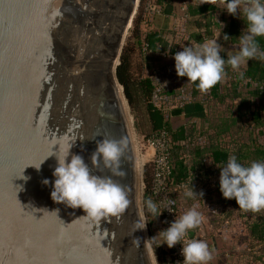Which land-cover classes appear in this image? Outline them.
Returning a JSON list of instances; mask_svg holds the SVG:
<instances>
[{
	"label": "water",
	"instance_id": "water-1",
	"mask_svg": "<svg viewBox=\"0 0 264 264\" xmlns=\"http://www.w3.org/2000/svg\"><path fill=\"white\" fill-rule=\"evenodd\" d=\"M138 6L139 0H0V264H153L146 229L133 233L142 216L140 176L116 78ZM102 138L127 140L124 175L112 177L130 201L118 217L92 225L78 219L82 210L52 201L51 185L41 181L54 179V156L39 171L26 167L21 176L29 179L16 177L57 144L71 143L70 152L88 163ZM92 171L109 175L102 166Z\"/></svg>",
	"mask_w": 264,
	"mask_h": 264
},
{
	"label": "trees",
	"instance_id": "trees-1",
	"mask_svg": "<svg viewBox=\"0 0 264 264\" xmlns=\"http://www.w3.org/2000/svg\"><path fill=\"white\" fill-rule=\"evenodd\" d=\"M177 3L180 4L181 15L176 18ZM148 4L156 8L164 18L175 17L179 28L174 32L161 29L141 32L140 25L149 19L144 11L145 5ZM133 27L132 40L122 49L116 78L123 88L126 103L134 118L136 119L137 109H140L145 118L149 129V135L146 137L161 132L167 135L171 154L168 187L177 203L179 188L190 186V183L191 187L195 188L194 183L197 181L204 189L207 176L213 172L212 168L223 166L232 155L245 166L252 161H264V60H249L239 71H233L226 65L224 78L207 92H201L194 83L188 82L186 77H177L174 66L169 68V72H163V75H170L176 81L172 86H167L164 82L165 75L162 77V72H158L155 77L163 84L166 96L173 97L172 93H180L173 97L170 106L161 108H156L151 103L157 82L152 76L144 74L143 59L146 55L162 57L167 52V57L172 58L184 46L202 44L206 40L216 39L218 35L220 37L217 43L227 52L221 53V56L227 58L228 53L238 51L239 35L242 30H246L242 15L240 19L229 15L220 0H139ZM225 34L229 36L227 39H223ZM257 42L260 50L264 51V37L257 38ZM239 72H243L242 77ZM181 116L184 122H173ZM193 119L201 121L199 127L196 128L191 123ZM206 162H211L213 166L206 167ZM143 182V205L147 199L155 202L152 195V163L145 166ZM186 201L190 206L196 205L202 217L213 215L217 220L212 224H217L218 227L224 225V222L219 220L223 212L210 210L205 197L200 199L197 196ZM230 202L231 211L225 214V219L229 220V223L242 224L244 240L239 257L247 260L246 264H263L264 210L245 212L238 208L235 200ZM144 211L151 238L154 235L153 229H163L164 218L161 214L155 219L147 212L145 206ZM214 233L200 237V240L205 241L211 248L212 240L215 239ZM156 244L155 240L151 242L158 264H171L170 249L164 245L160 250Z\"/></svg>",
	"mask_w": 264,
	"mask_h": 264
},
{
	"label": "clouds",
	"instance_id": "clouds-1",
	"mask_svg": "<svg viewBox=\"0 0 264 264\" xmlns=\"http://www.w3.org/2000/svg\"><path fill=\"white\" fill-rule=\"evenodd\" d=\"M220 2L229 15L239 19L242 15L246 25V30H242V34L239 35L238 51L228 53L227 58H223L221 53L225 52V49L217 43L220 37L218 35L216 39L206 40L202 44L186 45L172 56L177 77H186L187 81L194 83L201 92H207L224 78L226 65L233 71H239L249 60H264V51L260 50L257 42V38L264 37V0H220ZM228 37L225 34L223 39ZM165 54L167 55V52ZM239 75L242 77L243 72H239ZM57 145L59 147L56 152L50 150L42 160L25 165L21 174L28 166L39 171L44 161L54 156L56 159V166L52 170L54 179L45 178L41 181L46 187L51 185L52 201L62 203L71 209L82 210L84 215L78 219H83L92 225L107 221L111 217H118L128 208L130 201L125 187L112 179L113 176L124 175L120 161L127 149L126 139L98 140L88 163L81 155L70 152L71 143L67 146ZM101 166L108 170L109 175H98L92 171L93 168L100 169ZM216 167L220 169L219 191L224 199L235 200L238 208L245 212L264 210V161H252L245 166L235 155H232L226 164ZM20 177L29 179L21 175ZM203 195V192L198 194L194 192L191 183L189 190L185 192L187 198L198 196L201 199ZM144 206L155 219L164 210L171 212L169 207L161 210L151 199L144 201ZM43 217L44 214L41 219ZM202 220V214L195 206L191 207L173 221H166L167 228L158 231L155 236L143 242H147L150 247L152 241L158 240L156 247L166 245L169 249L180 244V255L183 259L176 264H209L213 258L209 245L203 240L189 236L201 225ZM146 225L147 222L142 215L135 223L133 233L137 230H145ZM135 241L138 245L141 244L139 237L135 238ZM152 254L153 264H157L154 250Z\"/></svg>",
	"mask_w": 264,
	"mask_h": 264
},
{
	"label": "crops",
	"instance_id": "crops-1",
	"mask_svg": "<svg viewBox=\"0 0 264 264\" xmlns=\"http://www.w3.org/2000/svg\"><path fill=\"white\" fill-rule=\"evenodd\" d=\"M164 25H165V19H157L156 20V26L160 27V29H162L164 27ZM236 51L237 50H233V53ZM165 83H167V82H165ZM175 89H177V88H175ZM179 94L180 93H177V92H175L174 94L172 93V95H174V96L179 95ZM174 121H177V124H179V123L184 122V118L181 116L177 119H174L173 122ZM191 123L194 124L197 128V127H199L201 121L199 119H193L191 121ZM152 155H153V153L149 152L144 156L145 163H149L151 161ZM211 166H213L211 162H206V167H211ZM212 171H213L212 174L210 176H207L208 177L207 178V184L204 187V189L201 188L199 186V182L196 181L194 183L195 188H193V190L197 194L200 192H203L204 195L202 197H205L207 202H209L207 204V206L210 210H213L214 212H223V216L219 217V220L223 221L224 225L219 226V227H218V225H216L213 227L212 223H213V221H216L217 219L213 215L209 216L208 218L203 217L201 225L197 229H194L193 233L199 234L200 237H203V236H206L207 234L215 232L214 233L215 239L212 240V244H211L212 250L218 249V251H219L218 255L224 264H234L235 257L238 255L240 256L242 254V249H243V243L242 242H243V240H242V238H240V239L238 238L239 234L242 232V227H241L240 232H239L238 227L236 228L233 223H229V222H227L229 220L225 219V217H226L225 214H228L231 211V205H230L231 202H230V200L224 199L222 197V194L219 191L218 179H219L220 169L218 167H213ZM189 187L190 186L186 185L185 187L183 186V187L179 188V191L177 192V195H176L177 199H178V205L180 208L181 215L191 207L195 206L197 209L196 205L190 206L188 201H186V200L193 199V198H187L185 196V192L189 190ZM159 225H160V223H159ZM213 254H215V253H213ZM242 260L247 262V260H245V259H242Z\"/></svg>",
	"mask_w": 264,
	"mask_h": 264
},
{
	"label": "rangeland",
	"instance_id": "rangeland-1",
	"mask_svg": "<svg viewBox=\"0 0 264 264\" xmlns=\"http://www.w3.org/2000/svg\"><path fill=\"white\" fill-rule=\"evenodd\" d=\"M175 7H176V9H175V15L176 16L175 17L177 18L181 15L180 4L177 3L175 5ZM144 11L146 13V16H148L147 18H149V19H146L147 22L145 21L140 25L139 30H141V32H145V31H148L150 29H160V27L156 26V20L157 19H165V25L161 30L174 32V30H176L180 26V25L178 26L179 23L177 22L175 17L164 18L156 8L150 7L149 4L145 5ZM136 16H137V12L133 18V22L131 24V27L128 30L127 35L125 37L124 45L129 40H132L131 31L134 28L133 25H134V21L136 19ZM177 38H178V36L176 37V39ZM143 63L145 65V69H144L145 76H152L153 79H155V80H156L155 76L157 75L158 72H160V73L162 72L161 76L163 77L165 75V74L163 75V72H167L169 70V68L174 66V60L172 58L158 57V56H153V55H146L145 59H143ZM164 79H165L164 82H167V86H172L173 82L176 83L174 78L172 79L170 75H165ZM156 82H159V81L156 80ZM179 82H181V81H179ZM166 88L168 90L171 89L170 87H166ZM127 111H128V115L130 116L131 125H132L133 131H134V149H135V153H136V161H137V166H138L139 176H140V193H141V200H142V204H141L142 215H143L145 221L147 222V218H146L145 211H144V205H143V190H144L143 180H144V169H145L146 164H148V163H145L144 156L149 152L153 153V150L150 147H148V145H147V140H148V138H150V136L146 137V135L147 134L149 135V129L146 126L145 118L141 114L140 109H137V111L135 113L136 119L132 115L131 110H130L128 105H127ZM140 133H143V134H140ZM151 162H152V158H151V161L149 163H151ZM216 225L217 224H212L213 227ZM234 225H236L235 226L236 228L237 227L239 228V232H240L242 224L241 223H235ZM159 230H162V229H159ZM159 230L153 229V234H154L153 236H155ZM146 236H147V239L150 238V230L148 228V223L146 225ZM238 238L239 239L242 238V240H244V238L242 236V232L239 234ZM155 241L157 243H159L158 240H155ZM163 246L164 245L159 246L160 250L163 248ZM150 248H151V252L153 253L152 246H150ZM209 248H210V245H209ZM210 250H211V248H210ZM211 252H212L213 258L209 262V264H224L218 255L219 254L218 249L211 250ZM213 253H215V254H213ZM157 264H158V262H157ZM234 264H246V262L244 260H242L238 255L234 259Z\"/></svg>",
	"mask_w": 264,
	"mask_h": 264
},
{
	"label": "built area",
	"instance_id": "built-area-1",
	"mask_svg": "<svg viewBox=\"0 0 264 264\" xmlns=\"http://www.w3.org/2000/svg\"><path fill=\"white\" fill-rule=\"evenodd\" d=\"M191 46V45H189ZM227 52H223L226 54ZM166 57L167 55H162ZM155 92L151 97V103L156 108L161 106H170L173 102L172 96H166L163 90V84L157 82ZM147 145L153 150L152 164H153V183H152V195L157 203L158 208L163 210L165 207H169L171 212L164 210L162 212L164 221L163 229L168 227L167 222H171L174 218L180 216V208L177 201L171 196V190L168 187V182L171 176L170 166V146L167 141V135L164 132L151 136L147 140ZM191 238V237H190ZM193 239H199L200 235L193 233ZM181 245L177 244L175 247L170 249L171 264H176L177 261H182L180 255Z\"/></svg>",
	"mask_w": 264,
	"mask_h": 264
},
{
	"label": "snow or ice",
	"instance_id": "snow-or-ice-1",
	"mask_svg": "<svg viewBox=\"0 0 264 264\" xmlns=\"http://www.w3.org/2000/svg\"><path fill=\"white\" fill-rule=\"evenodd\" d=\"M39 160H37V162H38ZM21 171H22V169H21ZM21 171L19 172V174L16 176V177H20V175H21ZM42 221V219H39V220H36V219H34V222H36V223H39V222H41Z\"/></svg>",
	"mask_w": 264,
	"mask_h": 264
},
{
	"label": "bare ground",
	"instance_id": "bare-ground-1",
	"mask_svg": "<svg viewBox=\"0 0 264 264\" xmlns=\"http://www.w3.org/2000/svg\"><path fill=\"white\" fill-rule=\"evenodd\" d=\"M112 78H113V81H114V83L116 84V82H115V78H114V74H113V71H112ZM118 91L120 92L121 91V88L118 86Z\"/></svg>",
	"mask_w": 264,
	"mask_h": 264
}]
</instances>
